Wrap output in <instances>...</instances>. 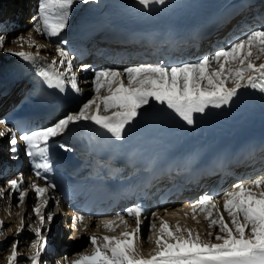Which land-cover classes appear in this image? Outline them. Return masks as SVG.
<instances>
[{
	"label": "snow or ice",
	"instance_id": "obj_1",
	"mask_svg": "<svg viewBox=\"0 0 264 264\" xmlns=\"http://www.w3.org/2000/svg\"><path fill=\"white\" fill-rule=\"evenodd\" d=\"M78 2L88 3V0H38L37 14L32 17L35 31L50 40L60 36L69 26L73 6ZM165 2L166 0H138L144 8ZM18 39L21 47L27 42L29 47H34L37 51L12 52L11 48L6 51L33 64L43 61L44 67L39 74L44 77L48 87L64 92L66 86H70L76 93H81L69 52L63 46L67 41L56 43L55 53L59 59L53 58L48 62L39 53V48L44 45H38L30 34L27 41L24 36ZM5 44L6 37L0 33V49H5ZM262 57L264 28L250 31L227 49L203 56L196 62L174 67L148 64L123 70L93 69L95 95L91 99L51 126L24 132L19 136L35 176L47 181V187L32 183L31 188L38 197L43 198L49 188L56 187L45 175L52 168L49 141L63 134L71 125L89 121L106 130L112 137L122 140L126 127L137 118L139 110L153 100L166 105L186 124L193 125L194 114L204 113L210 107L230 105L242 88L258 89L264 93V62L257 63ZM88 67L84 65L83 70ZM102 90H106L107 95H103ZM5 132L12 133L10 152L18 153L20 149L17 147V136L9 128L0 131V137L5 136ZM60 147L65 151L71 150L65 145ZM7 183L13 192L18 193L19 202L23 204L28 195L23 190V175L19 180L11 179ZM47 207L48 199H42L41 203L33 206L41 226L53 220L54 213L43 211ZM190 208L193 219H196L199 211L205 214L209 228L219 226V232L223 235H215L214 239L220 243L202 240L199 232L183 229L179 223L173 230L167 221L161 220L159 235L154 241L156 248L145 257L137 245L144 209L137 206L127 210V215L134 218V228L129 230L128 221L120 214L113 219L103 220L101 223L106 231H115L121 225L125 230L119 236L91 235L92 252L79 253L70 264H264V175L236 183L232 190L224 194L222 210L217 198L207 194L198 203L190 205ZM214 213L217 216L215 219ZM224 213L230 218L231 226L225 220ZM84 220L85 217L78 214L73 217L72 226L75 227L77 222L83 223ZM3 224L0 221V227ZM24 227V220L21 219L19 230L23 231ZM156 229L157 225L152 223L150 230L154 232ZM33 231L37 240L31 247L36 251L30 260L31 264H41V253L46 249L48 241L41 235L40 228ZM185 231L187 236L183 235ZM207 235L211 237L213 234L209 232ZM148 240L152 241L153 237L149 236ZM18 244L19 241L11 243L8 264H17Z\"/></svg>",
	"mask_w": 264,
	"mask_h": 264
},
{
	"label": "bare ground",
	"instance_id": "obj_2",
	"mask_svg": "<svg viewBox=\"0 0 264 264\" xmlns=\"http://www.w3.org/2000/svg\"><path fill=\"white\" fill-rule=\"evenodd\" d=\"M126 1L133 2L134 3L133 7L135 9H139L140 8V11H143L145 9L142 5H140L138 3V0H126ZM191 1H193V0H166V2L164 4L160 5L159 15L165 14L164 12H175L177 9L181 8V6L183 4L189 3ZM217 1H220V0H217ZM253 1H255V0H253ZM108 2H110V3L114 2V3H117V4L124 3L123 0H88V3H82L81 2V6L80 7L74 8L71 17H73V19H75V21L71 25H69V27H68V29L66 31L63 32V34H65V36L67 38L66 41L67 42H75V41H77L78 34L76 33V30L82 24H88V23L89 24H95V23H98V22H105L108 25H110V21L112 20V15L110 13V4ZM11 4H12V6H8V8H6V10L3 9L4 13H8L10 11H14V13H15L14 14V18L16 16H19V15L21 16L22 15L21 24L24 25V24L27 23L28 26H29L28 33H31L32 35H30V36L33 37L35 40H38L39 36L36 34V31H35L34 26H33L34 25V21L32 20V17L34 15H30V10H31L32 14L35 13V11H34V9H36L35 1H34L33 5L30 8L28 7L27 9L23 7V4H24L23 2H19V1L15 0V1L11 2ZM4 6H6V5H3L2 8H4ZM261 10H263V9H261ZM106 12H109V14L106 13ZM8 15L9 14H5L2 17H7ZM29 15H30V18H29ZM257 15L258 16L262 15L260 13V10L259 11H255V15L254 16H257ZM25 17H27L26 20L24 19ZM1 21H3V20H1ZM259 22H260V20H257L255 22V24H257ZM257 29H259V28L254 27L253 30H257ZM20 36H24L25 37V41H27L28 38H29V36H26V35H20ZM12 41H16V42L13 43ZM7 48H11L12 52H17V51H21V50L27 51V52H29V51H33V52L37 51L36 48L29 47L27 42H24L23 43V47H21V42L19 41V39H16V40L15 39L14 40L6 39L5 49H0V67H2V65L4 63H7L10 60H13L14 57H15V55H13L10 52L6 51ZM91 48L94 49V50L92 51V56L90 57L89 60L87 59L84 63H79V62H76L75 60L72 61L73 70L76 72L77 80L79 82H81V83H85V85H88V88H85L86 91L88 92L87 96L90 93H93V96L95 94H94V91H92V89L90 88V82L88 81V77H87V80H84V79L82 80L81 79L82 76L84 75L81 72H84L85 74H89V70L88 69L87 70H83V66L84 65L93 66L95 63H99L100 65H103V66H106V67H116L118 64L122 65V63L114 64L112 62L110 56H108V57H104L103 56V53L104 54L111 53L110 55H115V54H113V52H117L118 54H120L119 48L115 47L110 40H106L104 42L96 43L95 45H92ZM206 49H208V48H204V50H206ZM43 51L49 57H53V55H54L53 54L54 53V48H53L52 45L47 46ZM39 53H40V51H39ZM118 54H116V55H118ZM213 54L214 53L207 54V55H213ZM207 55L204 54V55H202V57L203 56H207ZM159 58H160V56L158 55L157 59H159ZM69 59H70V57H69ZM117 60L121 62L120 59H117ZM134 61H136V60H134ZM262 62H264V57H262L260 61H257L258 64L262 63ZM133 65H135V64H133ZM251 89L252 88H242L238 92V95H242V93L245 94L248 91H250ZM102 94L103 95H107L106 90H102ZM88 97H90V96H88ZM149 104L145 105L144 107H142V110H144V111L146 110L147 114H151L152 113L153 105L150 106L149 109H147ZM86 122L87 121H82V123H86ZM3 142H4V140L0 138V146L1 147H2V145L3 146L5 145ZM2 156L5 157L6 154L5 153H0V158H2ZM6 158L8 159V157H6ZM260 175H263V173L259 174L257 176H260ZM254 178H256V177H254ZM254 178L245 179V180L244 179H239V181L246 182V181H249V180L254 179ZM0 190H3L1 185H0ZM23 190H26L28 192V195L24 199V200H27V203L25 204V201H24L23 204H20L19 207H18L19 211H17L18 210L17 205H16L17 201H15L16 203L11 205V199H14V200H18L19 199L15 195L16 192L14 194H11L9 192L10 194H8L6 191L3 190L2 193H0V221L4 222L3 226H7V225L12 224L13 227H11L9 230H13L16 227L18 228L17 229L18 232H17V236H16V241L20 242L18 245H25L26 244L25 241H26V239L29 236H32V235L35 236V232L33 231V229L37 228L36 226H34V222L32 221L33 215L30 212L29 205H28L31 201H33V199H36L35 198V192L31 188V186H25V187H23ZM228 191H230V190H227L226 192H228ZM224 194H223V196H224ZM223 196H222V198H220L221 202L219 203L220 206H221V210H222V205H223ZM57 201H59V200L53 198L52 194H48V203H49L48 207L50 209H51V206L55 205V207H56V205H58V204L64 206L62 201H59V203H57ZM52 209H53V207H52ZM61 210H62V208H61ZM164 212H166V210ZM55 213H57V209H55ZM160 214L161 215L157 217L158 221L155 222V224L157 225V229L154 232L151 230V233L149 235V236L153 237V240L152 241L142 240L143 242H141V244L138 245L140 253L143 256H145V257H148L149 254L152 253L155 250V248H156V245H155L154 241H155V238L159 235L160 221L161 220L167 221L168 224L170 225V227H172L173 230H175V226L178 223L177 222L178 219L175 218V220H173L172 218L168 217L163 212H161ZM58 215H59L58 216L59 220H63V218H61V215L62 216H66V213L63 212V211H60V212L58 211ZM17 217H18V220L16 219ZM224 217H225V220L231 226V221H230V218L227 216V213H224ZM213 218L214 219L217 218L215 213L213 215ZM21 219L24 220V225H25L23 231L19 230V222H20ZM55 219H54V221H56ZM179 219H180L179 224H180L181 228L184 229V226H185L187 229H192L195 232H199L202 240H205V241H209L210 240L213 243H220V241H216L214 239L215 235H223V233L219 232V226H215V227L209 228V226H208L209 221L206 220L205 217H204L203 221L200 224H198V225H195V224H193L190 221H185L184 219H181V218H179ZM39 228L41 229L40 226H39ZM2 229L3 228L0 227V241L2 239H4L6 236H8V234H9L7 231L5 233H2L1 232ZM13 231H10V232H13ZM209 232H212V234H213L211 237L207 235ZM3 234L5 235L4 237H2ZM183 235L187 236V232L185 231L183 233ZM19 237H20V239H19ZM8 238H9V236H8ZM142 238L146 239L145 233L143 234ZM85 240H86L85 237H83L82 241H77V243H75L74 246L70 245V246H73V248H71L69 251L74 252L73 255H75L76 252L80 251L78 249L80 248V246L82 245V243ZM5 246H6V244L0 246V262H1V264H8L7 257L11 254V250H10L8 255H6L5 257L3 256L1 250L4 249ZM35 251H36V249L31 248V250H29L30 253L28 252L26 255H23V254L21 255V253H19V257L17 259V264H31L30 257L35 254ZM54 251H57V250L54 249ZM72 258H73V256H71L70 259L69 258H65V255L61 254V257H60L59 260H57L56 264H66V263L70 264V260ZM45 260H46V258H44L42 256V254H41V264H51L50 260L48 262H45Z\"/></svg>",
	"mask_w": 264,
	"mask_h": 264
},
{
	"label": "rangeland",
	"instance_id": "obj_3",
	"mask_svg": "<svg viewBox=\"0 0 264 264\" xmlns=\"http://www.w3.org/2000/svg\"><path fill=\"white\" fill-rule=\"evenodd\" d=\"M9 1L10 2H13V0H0V13L1 12H4V10H6V8H8V6H12V4H8L9 3ZM15 1V0H14ZM17 1V0H16ZM19 2H23L24 4H23V7L25 8V2L23 1V0H18ZM32 1V0H31ZM5 4H7L6 6H4V8H2L3 7V5H5ZM2 5V6H1ZM29 6V8L33 5V3L31 2V3H29L28 4ZM4 9V10H3ZM34 9V8H33ZM34 11H36V9H34ZM20 16V15H19ZM0 17L1 18H3L2 17V14H0ZM1 18H0V20H1ZM13 19H15L14 17H12ZM26 18L27 17H25L24 19L26 20ZM22 21V18H21V20H20V22ZM21 24V23H20ZM21 26H26V28L27 29H29V27H28V24L26 23V24H24V25H22L21 24ZM22 29L23 28H21V30L20 31H22ZM16 32V31H15ZM14 32V33H15ZM6 39H8V38H6ZM33 194V193H32ZM34 196V195H33ZM14 203H16L15 202V200L13 199V202H12V204H14ZM31 203H32V201H31ZM52 207L53 206H51V209H52ZM18 208V207H17ZM17 211H19V208H18V210ZM17 220H18V217L16 218ZM15 219V220H16ZM16 220V221H17ZM32 221L35 223V219L33 218L32 219ZM11 227H13V225L12 224H10V225H7V226H3V227H1V228H3L2 230H1V232L2 233H5L6 231L9 233L8 234V236H9V238H8V236H6L4 239H2L1 241H0V246H2V245H4V244H6V246L4 247V249H2L1 250V252H2V254H3V256L5 257L6 255H8V253H9V251L11 250V243L13 242V241H16V236H17V227L16 228H14L13 230H9ZM10 231H13V232H10ZM150 233H151V230H150V228H147V229H145V237H146V239L148 240V237H149V235H150ZM5 235L3 234L2 235V237H4ZM11 236V237H10ZM28 237V236H27ZM33 237H35L34 235H32V236H29L27 239H26V241H25V245H18V253H21V255L23 254V255H26L28 252H29V250L32 248L31 247V245H29V243H30V240L31 239H33ZM19 239H20V237H19ZM54 240V237H52V240H50L49 241V243H51L52 241ZM20 243V242H19ZM77 243V242H76ZM86 244H87V241L85 240L83 243H82V246H80L81 248L82 247H84V246H86ZM73 248V247H72ZM24 249V250H23ZM30 253V252H29ZM19 257V256H18ZM49 260H51V259H46L45 260V262H48ZM51 262H53V261H51ZM0 264H1V262H0ZM51 264H53V263H51Z\"/></svg>",
	"mask_w": 264,
	"mask_h": 264
}]
</instances>
